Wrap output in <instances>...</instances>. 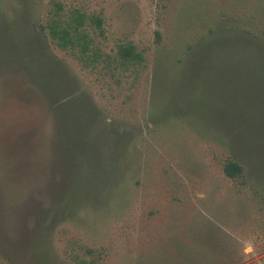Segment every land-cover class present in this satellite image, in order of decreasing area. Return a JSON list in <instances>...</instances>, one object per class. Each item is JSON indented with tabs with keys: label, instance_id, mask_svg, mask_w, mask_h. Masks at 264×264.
<instances>
[{
	"label": "rangeland",
	"instance_id": "rangeland-1",
	"mask_svg": "<svg viewBox=\"0 0 264 264\" xmlns=\"http://www.w3.org/2000/svg\"><path fill=\"white\" fill-rule=\"evenodd\" d=\"M75 10L142 64L60 50L45 27ZM255 19L264 0H0V264H264Z\"/></svg>",
	"mask_w": 264,
	"mask_h": 264
},
{
	"label": "trees",
	"instance_id": "trees-1",
	"mask_svg": "<svg viewBox=\"0 0 264 264\" xmlns=\"http://www.w3.org/2000/svg\"><path fill=\"white\" fill-rule=\"evenodd\" d=\"M68 19L65 21L58 17L49 21L45 29L48 30L50 38L60 50L70 53L74 59L87 68L96 70L100 65L106 64L104 68L115 73L119 68L126 70L128 67L139 66L144 61L143 55L137 52L132 44L119 46L114 56L104 54L100 48L96 47L88 27L90 23L94 24L100 35H103V20L100 17H89L81 11L75 10ZM247 25L253 26L254 29H243V31L264 40L263 21L250 20ZM224 171L232 179L242 175V167L234 161H230ZM72 258L75 264H98V258L95 257L94 251L91 249L86 250L83 255H72Z\"/></svg>",
	"mask_w": 264,
	"mask_h": 264
}]
</instances>
